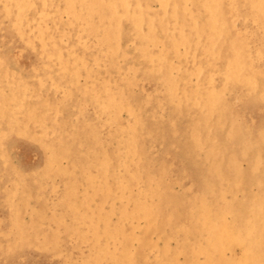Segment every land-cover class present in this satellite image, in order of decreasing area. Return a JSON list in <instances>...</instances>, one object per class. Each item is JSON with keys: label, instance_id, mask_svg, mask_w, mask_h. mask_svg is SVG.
I'll list each match as a JSON object with an SVG mask.
<instances>
[{"label": "bare ground", "instance_id": "1", "mask_svg": "<svg viewBox=\"0 0 264 264\" xmlns=\"http://www.w3.org/2000/svg\"><path fill=\"white\" fill-rule=\"evenodd\" d=\"M37 1L41 2L40 25L37 23L34 31L42 45L43 23L66 13L70 25L79 23L93 37L99 53L109 58L111 66L119 69L117 58L124 55L121 36L127 31L137 41V57L143 58L148 67V71L142 70L143 75L130 69L123 82L124 90L119 89L120 85L114 90L108 81L99 85L94 81L90 87L80 89L78 112L91 106L99 120L94 118L93 124L85 116L87 131L79 141L87 147V156L94 163L84 165L80 159L69 169L58 166L57 157L64 154L57 152L56 145L68 149L62 129L50 126L53 135L59 136L57 144L48 143L49 129H43L36 137L27 128L28 122L42 121L36 112L25 110L22 118L15 112L9 114L7 102L14 101L17 109L24 108L26 86H22V91L0 93L1 102H5L0 106V116L8 121L4 131L34 138L49 151L45 169L32 172L33 187L45 185L55 172L72 176L76 170L82 172V194L77 193L78 182L71 179L53 206L60 213L56 209L47 217L57 223V229L63 227L60 230L74 244L85 247L80 248L83 250L79 259H66L62 264H264V0H85V6L78 0H59L60 9L54 16L47 12L52 0ZM152 2L158 5L155 11L150 8ZM34 4L32 0H2L1 12L4 16L13 15V27L22 33L30 21L24 11ZM55 40L52 46L57 44ZM56 49L53 55L65 60ZM194 53L199 55L197 60ZM48 54L52 55L51 51L42 55ZM98 57L96 63L100 61ZM74 59L67 62L68 72L73 75L68 80L72 85L79 65L84 63L82 58ZM182 60H186L184 66ZM61 65L59 70L66 73L64 63ZM1 66H5L2 60ZM91 73L89 70V76ZM5 74L0 75V83L5 77L9 79ZM45 76L49 79L51 74L45 72ZM141 76L149 83L160 82L161 89L155 91L145 84L148 99L137 108L128 91ZM192 77H196L195 84ZM64 97L67 101L71 98L68 91ZM49 102L46 99L42 104L49 108ZM54 106L58 109L57 104ZM167 106L168 121L157 124L159 111ZM122 109L131 116L127 125L117 119ZM184 116L187 125L184 130L179 128L184 131L179 133L190 140L183 146L169 145L165 157L158 160L159 165L155 163L158 166L152 165L153 160L149 164L142 156L143 144L138 137L151 142L159 139L164 129L174 137L179 131L176 124ZM187 117L191 120L187 121ZM145 121L155 127H145ZM110 125L114 127L102 136L101 129ZM220 153L227 155L225 162ZM241 160H247L245 170L238 168ZM14 170L4 190L5 197L11 203L9 217L16 237L27 242L29 234L21 223L20 211L22 205H29L32 197L28 199L27 195L33 187L25 174ZM174 185L179 187L178 192L173 191ZM252 186L256 187L254 193L249 190ZM41 210L32 215L46 218ZM57 229H53L54 233ZM41 239V244L46 245L45 235ZM55 246L51 250L56 251Z\"/></svg>", "mask_w": 264, "mask_h": 264}, {"label": "rangeland", "instance_id": "2", "mask_svg": "<svg viewBox=\"0 0 264 264\" xmlns=\"http://www.w3.org/2000/svg\"><path fill=\"white\" fill-rule=\"evenodd\" d=\"M32 1L35 4L32 6H29L24 11L26 18L30 19V21L27 24V26L22 30V33H20V32L18 33L15 30V28L13 27V23H12L13 22V20H12L13 15L11 14L12 16H10V15L4 16L2 14V12H1L2 0H0V49H1L0 50V60H2L5 64V66L0 67V75L4 74V72H5L9 77V79L5 77L6 80H1L0 93L5 94V92H6V94H9L10 91H12L13 89H19L22 91V86L25 85L26 86L25 102L27 104L25 103L24 108H23L24 110L23 109H17L15 102L10 101V102L6 103L7 109L10 111L9 114H12L15 112L16 115L18 116V118H22L24 113L30 109L31 111L36 112L37 115L41 116L43 118L41 122L37 123V122L30 120L31 122H28V126H27V128L29 129V133H33L36 137H40L42 130L46 129V131H47L50 128V126H52V127L55 126L56 128L62 129V136L65 138L66 142L68 143L66 146V147H68V149L67 148L63 149L65 147H59L58 146L59 144H57V139H58L59 134L53 135V132L51 131V129H49L50 132L46 137V141L48 143H53V144L56 143L57 144L56 145L57 152L64 154L63 156H60V154H59L57 157L58 166L61 169L71 168L72 164H74V162H78L80 159L84 160L82 162V163H84V165H90L89 163H94V162H92L93 158L92 157L88 158V156H87L88 152L86 150L87 147L84 145L83 142L79 143V141H80V139L85 137V134L87 131L86 125H84V122H83L84 119L87 118L86 120L93 121L94 122L93 124H95V119L98 120V118L94 114V111L91 109V106H89L86 110L84 109L83 112H78V110H80L79 107L77 109V106L79 103L78 100H79L80 89L90 87L94 81H95L94 83H96L98 85H99V82H102V81L107 82L108 81V83L110 85L114 86V90H115L116 85L117 86L120 85L119 89H121V87H122L121 90H124L126 88L124 87L123 82L125 80V77L128 76L126 73L127 72L131 73L130 69L135 70V73H139V75L140 74L143 75L142 70L143 69L147 70L148 67H147V65H145V60L143 58L137 57V55H136L137 53L135 51L136 46H137V41L135 40L134 37L132 38V36H128L127 31H125L124 35L121 36V40H122L121 45H122V49L124 50L123 51L124 55L117 58V61H118L117 64L119 66V69L111 66V64L109 63V58H106L105 54L102 55L99 53L100 49L96 48L94 40L92 39L93 37L88 35L87 32L83 30V27L79 23L73 22L72 25H70L69 24L70 16L68 17V15L66 13H61V15L58 17H52L53 19L52 18L47 19L48 22L46 21L43 23L42 26L45 28L44 29L45 30V36H44V45H42L41 41H39V38L37 37L38 34L35 35L36 30L34 31V28L36 29L37 23H38V26L40 25L39 24L40 15L38 14V9L41 6V2H39L37 0H32ZM44 1H46V0H44ZM78 3L82 6L86 5L85 0H78ZM154 3L155 2L150 3V8L153 11L158 9L157 3L156 4H154ZM154 6H156V7H154ZM47 7H48L47 12L51 13L52 16H54V14H56L55 12L58 9H60L59 0H52L51 4L47 5ZM56 18H57V20H56ZM62 37H64V38H62ZM20 39H21V41H20ZM54 40L56 41V43L58 45L53 44V46H52V42ZM75 44H77V46ZM56 47L60 50V52L63 53V58L66 61L65 60H59V58H57V57H55V55H53V53H54L53 51L57 50ZM179 50L181 53L184 52V46H181V48ZM49 51H51L52 55H49V54L46 56L42 55L45 52H49ZM64 53H65V55H64ZM97 56H99L98 58H100V61L98 63H96V57ZM197 56L199 57V55L196 53L193 57L197 60L198 59ZM74 58H82L84 60V63H83V65H79L80 71L77 72V74L74 76L75 77L74 78L75 83L72 85L71 81H68V80H71L70 76H73L68 72V70H69L68 69V63H72L73 60H75ZM60 62L62 64L64 63L66 70H67L66 73H63V72H61L62 70H59L60 68L62 69V65ZM185 62H186V60H182L183 66H184ZM52 63L54 65L55 64L56 65L55 66L52 65ZM43 64H44V66H43ZM85 64H86V66H85ZM138 65H141L140 69H139ZM187 65H189V63H187ZM97 69H98V71H97ZM89 70H91V72H92L91 76H89V74H88ZM145 70H143V72H145ZM108 71H110V72H108ZM118 71H121V73H118ZM45 72L51 74L49 79L45 78L46 77ZM109 73H111L110 76H109ZM138 79H140V80L138 81ZM52 80H53V82H52ZM136 81H137V85H140L141 87H137V85L133 86V87L129 88L128 93H130V95L132 97H134L133 99L135 100V105L138 108L139 105L143 104L148 99V98H145V90L147 87H150V88L154 87V88H156L155 91L160 90L161 87H159L160 82L156 83V81H151L149 83V80L145 81L143 79V76H141V78H137ZM79 82H81V83H79ZM191 82L193 84H195L196 83V77H192ZM50 83H53V85H51ZM145 84H148L147 87L145 86ZM155 84H156V86H155ZM157 87H159V88L157 89ZM67 91L69 92V95L71 96V98H68L69 102L67 100H63L65 98L64 94ZM137 91L139 92V94H137ZM157 95H159V94H157ZM55 96H56V98H55ZM45 98L48 100V102L49 101L51 102V103L49 102L50 103L49 108L44 107L42 104V101L46 100ZM1 101L3 102L2 97H0V104H1L0 106H2V104L5 103V102L2 103ZM53 104H57L58 109H56L55 106L52 107ZM169 109H170V107L167 106L163 110L159 111L160 112L158 115L159 117L157 116V119L159 121L158 122L156 121L157 124H159V122L163 123V122L168 121L170 115H167V112H170ZM192 114H193V112H191V116H192ZM144 115L145 114H143V116ZM160 115H161V117H160ZM55 116H56V118H55ZM85 116H86V118H85ZM146 116H147V114L145 115V117ZM191 116H190V118H191ZM130 118H131L130 114L127 111H125V109H122L117 114L118 122L121 123L122 125H127ZM185 118H186V116L182 117V120L181 119L178 120V122L176 124L178 129L182 128L184 130L185 126L187 125V123H185ZM190 118L187 117V121H190L191 120ZM6 120L7 119L2 118L0 116V128H1L0 129V150H1L0 153L3 154V157L0 154V160L2 158L7 159L6 160L7 162L4 161V159H2L0 161V228H1L0 235H3V236H0L1 237L0 238V246H1L0 250L2 249V251H3V252L0 251L1 252L0 253V264H62L63 261H65L66 259L67 260L71 259V261L79 259L78 256L82 253L81 250H83L80 248H84V250H85V247L82 244H80V246H78L76 243L74 244V242H72L73 240L71 241L69 239V237L66 235V232L64 230H60V229H63V227H60L59 229H57V223L50 221L49 219H47V217H49L51 215V211H54L56 209H57L56 212L60 213V211H59L60 209L55 208L53 206H54L55 202L57 201L58 197L60 195H62L63 190L65 188V184H70L71 179L73 182H78L77 193L80 195L82 194V192H83V187L81 186L82 185L81 184V178H82L81 173L82 172L79 170H76V172L73 174V176L72 175H64L63 173H60V172H55L52 174L50 181L46 182L45 185H43V186L47 185L46 187H43L41 185L37 186V187H35V186L33 187V185H34L33 173H37L35 171H43V169H45L44 168L45 157L49 156V151L47 150V148L44 145H42L39 141H37L34 138L22 135L21 133H19L17 131L6 133L5 129H6L7 122H8ZM57 121H58V125H57ZM148 122H150V121L144 122L145 127H148V128H154L155 127L154 125L151 126V122L150 123H148ZM30 123H32V124H30ZM35 123H37V125ZM179 123H182L181 125L182 126L184 125V127H182ZM41 124H42V126H41ZM179 125L181 127H179ZM94 126H96V125H94ZM36 127H37V130H35ZM113 127H114V125L104 126L101 129V134L104 133L107 135V133L110 132ZM162 129H164V128H162ZM182 129H179L177 135L174 137L169 136L170 132L168 130L164 129V130H162L163 132L159 136V139L155 138L156 140H152L151 142H148L147 140H145L146 139L145 137H143V141L141 139L142 137H138V140L143 144V149H142L143 155L142 156H144L146 158V160L149 162V164L153 160L152 165L158 166L160 158L165 157L166 150H168L170 148V147H168L169 145L177 144V145H175L177 147L183 146L186 141L190 140L189 138H183L180 135V133L184 132ZM213 131H214V133H216L214 129H213ZM104 134H102V136H104ZM155 136L158 137L156 134H155ZM105 138H107V137H105ZM159 145H161V146H159ZM149 146H150V148H148ZM95 148H96V146H95ZM109 148L110 149L113 148V145L111 144L109 146ZM164 148H166V149H164ZM148 149H150V150H148ZM109 152H111V151H109ZM156 152H158V153H156ZM145 154H146V156H145ZM219 157H221L223 159V161L225 162L227 155H222L220 153ZM241 161L238 162V168L239 169L242 168L241 170H245L248 167L247 166L248 165L247 160H241ZM155 163L156 164L158 163V165H156ZM7 164H9V165H7ZM245 164H247V165H245ZM14 169L19 170L23 175L25 174V177L27 176L26 179L28 180L29 184H31V186L33 187L29 192L30 195H27V196H29L28 199L30 198V196L32 197V199L30 198V200H29V205L28 206L22 205L21 211H20L21 223L24 225L23 228L26 230V234L27 233L29 234L26 238L27 242H25V241L22 242L21 240L18 239V237H16V230H15L14 225L12 223V219L10 218L11 217V210H10L9 204H11V203L10 202L8 203L6 200V197H5V191L4 190H5L6 186L8 185V183L10 182V180L13 178V170ZM16 170H14V171H16ZM29 171H31V172H29ZM70 173H72V171H70ZM71 176H72V178H70ZM143 178H145L144 175H143ZM172 188H173L174 192H178V190H179V187L177 185L172 186ZM249 190H250V192L254 193V192H256V187L252 186L249 188ZM79 192H81V193H79ZM42 197L44 199H41ZM33 198H34V200H33ZM35 199H36V201H35ZM40 200H43L42 201L43 203H41ZM44 200L46 201V204H45ZM47 201H48V203H47ZM14 202H16V201L14 200ZM34 204L38 207H36ZM50 206H52V207H50ZM46 207H47V209H45ZM39 209L43 210V213H44L46 218L40 219L39 217L36 218L35 217L36 215H32V213L35 211L40 212ZM61 211H63V208H61ZM26 218H27V220H25ZM33 218L34 219L36 218V219L33 220ZM43 220H44V222H42ZM35 221L38 224H40V222H41V224L38 225ZM32 222H33V224H32ZM42 223H44L46 225L44 226V224H43V226H42ZM47 225H49V226L47 227ZM40 226H41L42 234H41V231L39 232ZM51 227L54 229V231L57 229L58 232L54 233V231ZM37 230H38V232H37ZM51 232H53V233H51ZM30 233H32V234L30 235ZM33 235H35V238L37 241H35ZM44 235L47 238V239H45L46 245L41 244V241L44 240L41 238L42 237L44 238ZM30 236H31V238H30ZM5 238H7V239H5ZM3 239H4V241H3ZM154 239H156L155 235H154ZM20 243H22V244H20ZM14 244H15V246H14ZM53 244L56 245L54 247V248H57L56 251L51 250ZM174 244H175L174 241L170 242L171 246H174ZM47 246H48V248H47ZM77 246H78V250H77ZM9 247H11V249L13 251H11V249H9ZM72 247H73V249H72ZM7 252H9V253H7ZM79 252H81V253L79 254ZM238 253H239V251H235V254H238ZM3 258H5V259H3ZM178 258L182 259V257H178Z\"/></svg>", "mask_w": 264, "mask_h": 264}]
</instances>
